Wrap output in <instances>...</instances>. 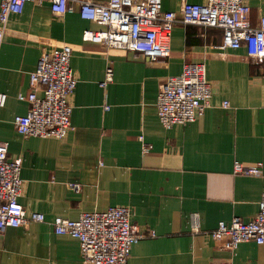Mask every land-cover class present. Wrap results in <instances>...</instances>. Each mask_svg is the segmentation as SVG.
Here are the masks:
<instances>
[{
    "label": "crops",
    "instance_id": "obj_1",
    "mask_svg": "<svg viewBox=\"0 0 264 264\" xmlns=\"http://www.w3.org/2000/svg\"><path fill=\"white\" fill-rule=\"evenodd\" d=\"M204 2L162 0V10ZM247 3L257 26L264 1ZM86 29L101 26L83 19L75 3L58 15L49 2H27L6 27L0 141L8 143L10 158L21 160L20 203L27 214L43 213L45 221L0 234V264H85L79 241L56 234L52 221L111 206L128 207L145 235L127 264H264V244L247 241L230 251L212 236L220 221L252 220L264 195V61L256 64L244 45L223 48L218 28L175 24L170 56L159 63L84 41ZM64 45L72 49L78 81L70 98L71 129L64 139L23 136L13 119L26 114L29 103L19 96L31 92L30 73L40 56ZM186 63L206 65L212 94L194 122L166 129L157 97L167 77L180 74ZM109 65L113 81L103 89L99 82ZM235 161L261 162L262 173L234 174ZM194 213L199 233L192 230Z\"/></svg>",
    "mask_w": 264,
    "mask_h": 264
},
{
    "label": "built area",
    "instance_id": "obj_2",
    "mask_svg": "<svg viewBox=\"0 0 264 264\" xmlns=\"http://www.w3.org/2000/svg\"><path fill=\"white\" fill-rule=\"evenodd\" d=\"M27 2H49L52 12L58 15L72 11L75 3L83 19L101 26L99 30L86 29L82 35L84 41L108 49H125L142 55L151 63H159L170 56L172 29L179 22L221 29L223 48L244 45L256 64L264 61V16L257 26L252 25L247 0L184 3L179 11L162 10V0H0V46L11 16L21 13ZM71 56L72 49L67 45L40 56L36 69L30 73L31 92L19 96L20 100L29 103V109L26 114L16 115L13 119V125L21 135L67 137L73 110L70 98L78 82ZM113 76V68L109 65L99 86L105 89ZM211 94L206 65L186 63L180 74L167 77L158 94L156 107L160 123L170 129L176 124L194 122L203 114ZM6 100L7 94L0 92V107L5 106ZM223 105L227 107L229 103L224 101ZM140 140L144 141V137L140 136ZM261 169V162L252 165L234 163V174L260 175ZM20 173V158H10L8 143L0 141V234L9 227L45 221L43 213L27 214L20 203L23 184ZM191 221L193 232H201L197 213L192 215ZM52 225L56 234L69 235L79 241L85 264H127L132 246L145 236L131 222V211L126 206L86 212L75 220L56 217ZM150 236L155 233L152 231ZM212 236L230 251L247 241L264 244V195L252 220L234 217L229 223L220 221Z\"/></svg>",
    "mask_w": 264,
    "mask_h": 264
}]
</instances>
